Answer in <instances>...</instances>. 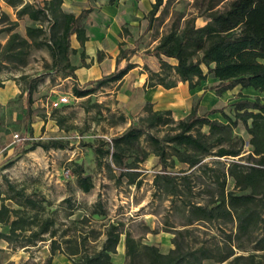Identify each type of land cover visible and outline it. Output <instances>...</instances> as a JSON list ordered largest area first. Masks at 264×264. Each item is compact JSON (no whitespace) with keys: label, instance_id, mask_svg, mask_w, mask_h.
Returning <instances> with one entry per match:
<instances>
[{"label":"rangeland","instance_id":"374dc122","mask_svg":"<svg viewBox=\"0 0 264 264\" xmlns=\"http://www.w3.org/2000/svg\"><path fill=\"white\" fill-rule=\"evenodd\" d=\"M29 1L24 0V4ZM152 1L116 0L111 5L110 0H64L63 11L66 13L78 15L84 9H93L87 27L88 35L89 32L92 34L90 47L94 50L100 41L105 46L104 51L96 49L84 61L80 46L78 53L71 56L73 65L82 67L86 63L91 66L85 70L89 76L87 79L81 77L85 75L83 69L81 76L77 75L80 86L105 77V73L114 70L113 63L104 69L102 64L110 52L115 51V57L121 41H124L125 49L137 50L132 60L139 62L141 68H136L132 76L120 84L106 85L90 97L78 98L72 91L75 80L62 69L63 63L55 65L47 46L51 36L49 19L34 21L28 17L20 18L17 9L0 0V17L5 15V18L2 16L0 19L5 21L0 24V84L3 83L0 88V208L6 205L11 209H19L16 202H25L27 198L43 207L39 215L44 220H54L57 231L54 239L60 244V252L56 253L53 264H73L72 261H77L78 257L72 256L70 259L67 254L77 245L88 252L100 250L107 240L106 233L111 225H119L121 231L130 232L140 243L155 245L163 254H168L174 248L176 231L183 232L181 239L191 250L202 245L216 249L232 239L235 256L248 259L241 263L264 264V251L257 248L264 239V211L263 220L251 238L242 236V239H237V222L197 221L193 225H186L188 208L183 201L215 204L220 195L218 179L220 183L227 180L226 192L237 195L243 192L228 175V168L234 161L247 168L256 163L252 155L253 148L249 145L251 136L242 122L234 129V136L242 137L246 146L237 158L219 159L210 155L203 158L201 165L190 168L187 164L177 162L172 154L168 156V162L173 165L169 171L180 178H189L192 192L185 190L181 198L166 194L155 184V176L162 171V166L146 137L136 145L134 156L127 160L133 166L125 168V171L133 174V183L129 178L121 177L122 172L112 155L99 158L98 148H111L114 139L149 115L148 102L152 104L153 111L170 108L175 121L185 119L199 102L200 114L225 108L230 116L235 117L233 104L238 101L240 87L218 96L216 90L209 89L218 84V80L212 76L197 91H190L186 84L179 82L178 87L183 89L185 97L181 91L172 93L164 89L160 92L146 87L144 66L156 68L158 65L160 71V64L154 57H146L144 52L157 46L162 36L170 30L177 14L197 16L205 8L203 0L180 3L166 0L167 4L161 8L154 27L147 30L148 12L155 0ZM220 7H226V4ZM203 25L204 20L199 18L197 26ZM29 27L44 30V35L38 40L41 45L30 46L23 57L6 58L2 47L15 32L29 43L32 42L27 34ZM9 29H13L12 32ZM85 51L87 53L86 48ZM169 62L175 64L173 60ZM109 63L104 62V65ZM125 65L126 62H123L121 67ZM31 83H37L33 104L35 114L31 120L32 134L25 122L26 92ZM244 95L251 101L257 97L264 98V93L253 89ZM63 97H68V102H62ZM181 97L184 98L179 101ZM177 101L179 103L170 104ZM211 117L227 122L220 114ZM203 131H207V128ZM167 132H171L167 126L151 130L159 137H164ZM18 134L22 140L15 139L14 136ZM52 140L64 146L48 150L37 147L29 151L35 143L48 144ZM143 157L145 160L139 162V158ZM80 167L83 168L84 176H90L94 183L90 193H84L78 187L76 175ZM10 183L18 191L24 190V197L8 199L14 195L9 192ZM35 213L36 210L28 211L30 216ZM8 231L9 226L0 225V232ZM121 237L118 253L113 256L111 264H127L125 234ZM44 239L46 241L31 247H19L1 240L0 264H47L52 255V239L50 235ZM203 264L219 263L213 259L205 260Z\"/></svg>","mask_w":264,"mask_h":264},{"label":"trees","instance_id":"16d2710c","mask_svg":"<svg viewBox=\"0 0 264 264\" xmlns=\"http://www.w3.org/2000/svg\"><path fill=\"white\" fill-rule=\"evenodd\" d=\"M115 1L110 0V4L113 5ZM175 1L180 3L188 0ZM4 2L17 9L20 18L28 17L34 21L49 19L51 36L47 46L50 48L55 65L60 66L63 63L62 69L67 72L68 77L75 80L72 87L75 97H90L99 88L113 83L120 84L127 74L138 66L132 60L137 50L125 49L124 41H121L115 71L80 86L77 82L76 70L82 67L90 68V65L83 63L82 67H78L72 64L71 56L78 53V49L72 47V39L74 35L77 36L83 49L81 58L84 61L88 57L85 44L89 41L87 27L93 9L90 7L75 15L63 11L64 0H30L26 4L24 0H4ZM203 2L205 8L197 16L187 17L184 13L177 14L170 30L162 36L157 46L144 52L146 57L153 56L160 63L158 72L147 65L144 66V70L149 75L145 83L146 87L148 89L162 87L170 90L182 82L193 90L212 76L218 80V84L209 89L216 90L218 96L238 86L242 89L254 88L264 93V0H203ZM166 4V0H155L148 12L147 30L154 27L161 8ZM223 4H226V7H220ZM2 16L5 18L2 14L0 19ZM199 18L204 20L205 25L197 26ZM4 22L0 20V24ZM12 30L8 31L12 32ZM27 34L32 40L31 43L16 32L12 34L2 47L6 58L7 56L23 57L26 54L25 50L30 46L41 45L38 40L44 35L42 28L29 27ZM169 60L175 61V64ZM123 61H126V65L121 67ZM2 86L3 83L0 84V88ZM36 88L37 83H31L26 92L25 122L31 134ZM237 100L233 104L235 117L230 116L225 108L200 114L199 102L186 118L180 121H175L172 117V110L153 111L152 104L148 102L149 115L130 126L121 137L114 139L111 148L107 150L98 148L99 158L112 155L122 172L121 177H127L133 183L135 182L132 178L133 174L125 171V168L133 166L127 163V160L130 156H134L136 145L146 137L162 166V171L155 176V184L166 194L181 198L185 190L192 192L189 178L186 176L180 178L169 171V167L173 165L168 162V156L172 154L177 162L187 164L190 168L201 165L203 158L210 155L219 159L237 158L246 146V141L242 137L234 136V129L242 122L251 136L249 145L253 148L252 155L256 163L247 168L244 164L234 161L228 168V175L234 179L236 187L243 192L240 195L226 192L227 180L220 183L218 179L220 195L215 204L183 202L188 208L186 225H193L197 221L237 222V239H242V236L251 238L263 220L264 211V98L257 97L251 101L239 92ZM214 114H220L227 122L213 119L211 115ZM165 126L170 127L171 132H167L164 137L151 133L152 129ZM204 128H207V131H203ZM62 146L63 143L52 140L48 144L35 143L29 151L37 147L48 150L59 149ZM144 160L143 157L138 161ZM76 176L79 189L84 193H90L94 188L91 177L84 176L82 167ZM9 192L14 194L8 197L10 200L25 195L24 190L18 191L12 183L9 184ZM16 204L19 209H11L6 205L0 208V225L9 226L8 232H0V241H7L19 247H31L36 246L40 241H46L45 236L50 235L52 255L47 264H53L56 253L60 252V244L54 239L57 232L54 228V220L51 218L44 220L39 215L43 207L30 198L25 202L20 200ZM35 210L37 212L35 215H28V211ZM124 234L127 264H203L205 260L213 259L223 264L235 256L232 239L225 242L223 247H215L216 249L202 245L196 250H191L181 239L182 231L174 232V248L170 249L168 254H163L155 245L140 243L130 232L121 231L119 225L109 227L106 233L107 240L100 250L88 252L81 250L77 245L76 249L67 254L70 259L72 256L78 257L77 261L71 260L73 264H111L113 256L118 253L117 247ZM257 248L264 251V239ZM245 260L248 259L235 256L227 264H247L241 263Z\"/></svg>","mask_w":264,"mask_h":264},{"label":"crops","instance_id":"0c3cea01","mask_svg":"<svg viewBox=\"0 0 264 264\" xmlns=\"http://www.w3.org/2000/svg\"><path fill=\"white\" fill-rule=\"evenodd\" d=\"M149 1H151V2H153L152 0H149ZM155 3V2H154ZM100 36H101V39H102V35L100 34ZM88 37H89V41L85 44V47H86V49H87V56L89 55V54H92L91 52L92 51H94V50H101V51H104V47L105 46H103L102 45V41H100V44L98 45V46H95V49L94 50H91V43H92V34L89 32V35H88ZM75 41V42H74ZM78 46H80V43L78 42V40H77V36L76 35H74V37H73V39H72V47L73 48H75V49H78ZM118 46H119V44H118ZM117 51H118V49H117ZM114 53H115V51H113V52H110V54L108 55V57L104 60V62L106 63L107 61H109L110 63L109 64H105L104 65V62H103V64H102V66H103V69L104 68H107V67H109V65H111V63H113L114 64V70L112 71V72H114L115 71V69H116V59H117V57L119 56V53H120V46H119V51H118V53L115 55V57H114ZM136 55V54H135ZM89 57V56H88ZM114 57V58H113ZM149 58L150 59H153V56H149ZM155 58V57H154ZM133 59V58H132ZM156 59V58H155ZM158 60V59H157ZM123 62H126V61H123ZM122 62V63H123ZM135 62V61H134ZM159 62V61H158ZM136 64H138V66L136 67V68H140V63L139 62H135ZM160 64V63H159ZM91 67V66H90ZM94 67V66H93ZM124 67V66H123ZM150 67V66H149ZM136 68H134V70H132L131 72H129L128 74H127V76H126V78H125V80H127V78H129V77H131L132 75L131 74H133L134 73V71H135V69ZM152 70H154V71H156V72H158L159 70L157 69L158 68V65H157V67L156 68H152V67H150ZM83 69V72H85V75L84 76H81L80 75V73H81V70ZM88 69H90V68H86V67H82V68H79V69H77L76 70V74L77 75H80L83 79H87L89 76H88V74H87V70ZM141 69V68H140ZM86 70V71H85ZM112 72H107V73H105L104 74V76L105 75H108V74H110V73H112ZM133 72V73H132ZM147 74V73H146ZM148 77H149V75L147 74V79H148ZM79 78V77H78ZM101 78H103V77H101ZM100 78V79H101ZM147 79H146V81H147ZM98 80V79H97ZM146 81H145V83H146ZM78 83H79V80H78ZM205 82H202L201 84H204ZM183 84H185V83H183ZM187 85V84H186ZM199 87L200 86H198V87H196L195 89H193L194 91H197V89H199ZM203 87H205V85L203 86ZM238 87H240V86H238ZM187 88H188V85H187ZM151 90H158V91H162V90H164L162 87H156V88H150ZM189 90H190V88H188ZM237 89V88H236ZM255 90L254 88H249V89H242L241 87H240V89H239V92H242L243 94L246 92V91H248V90ZM168 90V89H167ZM171 90V92L172 93H178L179 91H181V92H183V95H184V97H185V93H184V91H183V89H181V88H179L178 86L176 87V88H174V89H170ZM193 90H190V91H193ZM235 90V89H234ZM150 91V90H149ZM233 91V90H232ZM228 92V91H227ZM216 93H217V91H216ZM224 93H226V92H224ZM246 96V95H245ZM184 97H181L180 99H179V101H181V100H183V98ZM27 98V97H26ZM179 101H177V102H171L170 104H177V103H179ZM150 103V102H149ZM25 106H26V101H25ZM167 110H171L170 108H167ZM26 114V113H25ZM33 126V125H32Z\"/></svg>","mask_w":264,"mask_h":264},{"label":"built area","instance_id":"2783aa9c","mask_svg":"<svg viewBox=\"0 0 264 264\" xmlns=\"http://www.w3.org/2000/svg\"><path fill=\"white\" fill-rule=\"evenodd\" d=\"M61 101L64 102V103L68 102V97H63L61 99ZM14 137H15L16 140H22V138L19 137V134L18 135H15Z\"/></svg>","mask_w":264,"mask_h":264}]
</instances>
